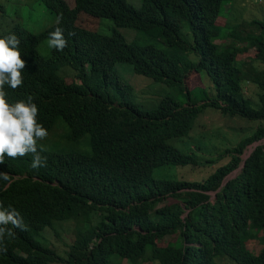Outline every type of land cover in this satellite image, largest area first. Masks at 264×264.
I'll return each mask as SVG.
<instances>
[{
    "label": "trees",
    "instance_id": "1",
    "mask_svg": "<svg viewBox=\"0 0 264 264\" xmlns=\"http://www.w3.org/2000/svg\"><path fill=\"white\" fill-rule=\"evenodd\" d=\"M229 1L142 0L140 9L130 0H76L73 9L61 4L67 39L56 55L42 54L48 31L36 29V20L34 33L14 27L25 67L21 86H5L8 99L31 96L37 121L51 137L66 127L65 137L71 143L88 138L94 155L37 145L38 168L28 154L4 156L0 207L14 208L21 225L2 226L0 264H123L122 258L129 264H219L225 255L236 264H264V19L251 21L260 32H246L231 19L222 24V13L233 9ZM23 9L0 4V19ZM82 15L97 17L99 25L79 26ZM103 25L111 30L103 32ZM128 28L160 43L133 42L122 31ZM9 29L0 28V35ZM249 50L255 51L250 61L238 59ZM118 63L179 87L183 96L145 109L117 75ZM193 72L205 83L190 87ZM248 83L257 86V101L245 94ZM212 111L259 124L218 155H203L206 133L195 147H179ZM171 166L209 171L197 179L172 178L165 174ZM171 197L178 202H167ZM67 224L74 240L61 251L44 232L51 228L60 236L57 225L63 230ZM173 234L177 240L160 244ZM254 241L261 245L257 252L250 248Z\"/></svg>",
    "mask_w": 264,
    "mask_h": 264
},
{
    "label": "rangeland",
    "instance_id": "2",
    "mask_svg": "<svg viewBox=\"0 0 264 264\" xmlns=\"http://www.w3.org/2000/svg\"><path fill=\"white\" fill-rule=\"evenodd\" d=\"M9 2L12 3V6L17 5L18 3L26 6L29 13L26 14L25 19L29 22H34L36 20L38 25L45 26L48 24L52 17L38 0H0V4H2L5 8H8ZM130 2L137 8L141 7V0H130ZM226 7H232L233 9L230 11L231 14L229 13V11H225L224 13H222L221 17L219 18V21L222 24L231 19V22L233 23H240L246 32H260V30L257 29V27L259 26L257 24L251 23V21L256 18L264 19V0H231L226 4ZM235 14L239 15L238 19L231 18V16H234ZM104 23L111 25L112 21L106 19ZM79 24L84 28H96L99 25V20L97 19V17L82 15L79 19ZM2 26L3 23L0 21V28H2ZM101 30L103 32H108L111 29L109 26L105 27V25H103ZM122 31L127 34L128 38L133 42H137L140 44L150 43L155 45L160 43L157 39H154L153 37L147 35V33L144 34L143 32L138 31L134 28L123 29ZM254 56L255 51L249 50L246 53L239 54L238 59L250 61V58H253ZM66 70L67 69H65V71ZM117 70V75L119 76V78L122 80L124 85L128 86V90L132 100L142 105L145 109L150 110L158 107L160 101L164 97L183 96L179 87H171L165 83L157 82L148 76L137 74L134 70L133 65L131 64L118 63ZM190 76L192 77V79L189 80L190 87L205 83L204 79L198 72H193ZM71 80L72 78H68V81ZM244 92L253 100H258V88L255 84L248 83L244 85ZM122 97V94L119 93V99H122ZM203 124H205V126H201V128L192 135L191 139H184L185 141H189V144H185L183 142H179L176 144L184 149L188 148L189 145L193 147L194 144L197 145V142L199 141L198 138L202 139L200 133H206L207 139H209L210 142L205 144L208 150H202V153L206 157H211L212 155H218V153L226 147L234 146L243 137L251 135L255 128L258 126L259 121H249L237 117L228 118L218 112L212 111L209 112L208 115L202 120V125ZM65 129L66 127L62 128L61 132L63 133ZM45 147L53 151H81L87 155H94L88 138L83 139L79 143H71L70 140L59 136L56 140L46 144ZM209 147H213V149L210 150ZM253 147L254 144L249 147L248 152L251 151ZM212 150H215V152H212ZM197 151L201 152L199 150ZM187 168V166L167 167L165 169V174L172 178L184 177L188 179H197L202 178L204 175H206L207 170L209 171L208 166L202 168L191 167L189 171L187 170ZM239 170L240 169H237V171L233 175H229L228 178L236 175ZM214 194L215 193H213V195ZM167 202L175 203L178 202V199L171 197ZM165 203L166 202H162V204H160L159 206H163ZM57 226L58 228L60 227V236L56 235L55 231L51 228L46 229L44 235L52 240V245L56 249L64 251L67 248L66 243H71L74 240V234L71 230L72 226L67 224L66 228L63 230L61 229L60 225ZM36 238L42 240V233L41 235H37ZM177 239L178 234H173L165 236L159 242L160 244H162V246H165V244L173 242ZM260 247L261 245L258 243V241L250 243V248L255 252H257ZM121 262L123 264H129L126 259L123 258ZM219 264L235 263L227 262V260L223 258L219 260Z\"/></svg>",
    "mask_w": 264,
    "mask_h": 264
},
{
    "label": "clouds",
    "instance_id": "3",
    "mask_svg": "<svg viewBox=\"0 0 264 264\" xmlns=\"http://www.w3.org/2000/svg\"><path fill=\"white\" fill-rule=\"evenodd\" d=\"M38 1L52 16L47 25L42 26L37 24L36 26V29L48 31V36L44 40L47 46H45V50L42 54L46 55L50 53V55H56V53H62V50L66 46L67 38L62 15L59 12V6L64 4L69 8H76V0ZM20 5L24 6L21 3ZM28 13V8L24 6L21 14L17 16L14 14L10 18L0 19L3 23L1 28L3 31H5L10 24L9 33H7V35H0V161H3L5 155L14 158L18 156L23 157L28 154V156L32 157V167L38 168L42 165L41 154L38 150V146L43 148L46 144L56 140L59 136H62L65 139L68 138L65 137L67 130L63 131V133L60 130L58 136H56L55 133L51 137L47 129H45L41 123H38V106L35 102H33V98L31 96H28L27 99L11 101L8 99V93L5 90V86L11 89H16L23 83L20 70L24 69L25 61L21 59V52L19 48L21 43L20 37L13 31V29L17 24H21L22 27L29 32H36L31 27L33 22H29L25 19V16ZM80 14H84V12H81ZM77 24L81 26L79 24V19ZM253 149L246 155V157H248V155L250 156ZM0 176L7 179V176H4L3 174H0ZM20 177L21 175L14 176V178ZM10 185L11 183L8 182L6 184V188ZM18 217L19 213L14 208H11V206L8 208L0 207V250L3 249L1 239L6 232V229L2 226L9 224V222L13 225L20 226L21 220ZM7 234L9 236L12 235L10 231ZM223 258L226 259L227 262H234L230 257L225 255L224 257L217 258V263H219V260Z\"/></svg>",
    "mask_w": 264,
    "mask_h": 264
},
{
    "label": "water",
    "instance_id": "4",
    "mask_svg": "<svg viewBox=\"0 0 264 264\" xmlns=\"http://www.w3.org/2000/svg\"><path fill=\"white\" fill-rule=\"evenodd\" d=\"M258 144H256V146H257ZM249 156V155H248Z\"/></svg>",
    "mask_w": 264,
    "mask_h": 264
},
{
    "label": "bare ground",
    "instance_id": "5",
    "mask_svg": "<svg viewBox=\"0 0 264 264\" xmlns=\"http://www.w3.org/2000/svg\"><path fill=\"white\" fill-rule=\"evenodd\" d=\"M249 152H250V151H249ZM249 152H248V153H249ZM248 153H247V154H248Z\"/></svg>",
    "mask_w": 264,
    "mask_h": 264
}]
</instances>
